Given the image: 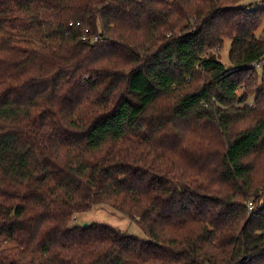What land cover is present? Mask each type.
Instances as JSON below:
<instances>
[{
  "label": "trees",
  "instance_id": "obj_1",
  "mask_svg": "<svg viewBox=\"0 0 264 264\" xmlns=\"http://www.w3.org/2000/svg\"><path fill=\"white\" fill-rule=\"evenodd\" d=\"M259 33L240 0H0V264H264ZM101 206L148 241L73 224Z\"/></svg>",
  "mask_w": 264,
  "mask_h": 264
},
{
  "label": "rangeland",
  "instance_id": "obj_2",
  "mask_svg": "<svg viewBox=\"0 0 264 264\" xmlns=\"http://www.w3.org/2000/svg\"><path fill=\"white\" fill-rule=\"evenodd\" d=\"M241 5L246 6L252 10L264 9V0H240ZM264 33H259L258 36L263 37ZM230 42L226 41L222 49L215 50L214 55L219 59L226 68L230 67L228 60ZM253 99V96L251 97ZM84 223H100L109 225L123 233H127L129 236L138 240L147 242L143 232L139 229L135 222H132L127 217L115 213L107 207H96L87 214L77 215L74 217L73 224L83 225Z\"/></svg>",
  "mask_w": 264,
  "mask_h": 264
},
{
  "label": "built area",
  "instance_id": "obj_3",
  "mask_svg": "<svg viewBox=\"0 0 264 264\" xmlns=\"http://www.w3.org/2000/svg\"><path fill=\"white\" fill-rule=\"evenodd\" d=\"M79 24H76V26H78ZM248 210L249 211H252L253 210V206H252V204H248Z\"/></svg>",
  "mask_w": 264,
  "mask_h": 264
},
{
  "label": "water",
  "instance_id": "obj_4",
  "mask_svg": "<svg viewBox=\"0 0 264 264\" xmlns=\"http://www.w3.org/2000/svg\"><path fill=\"white\" fill-rule=\"evenodd\" d=\"M86 227H87V224L84 223L83 226H82V228H83V229H86Z\"/></svg>",
  "mask_w": 264,
  "mask_h": 264
}]
</instances>
